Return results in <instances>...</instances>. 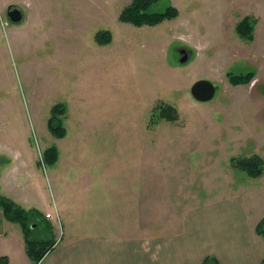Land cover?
<instances>
[{
    "label": "rangeland",
    "instance_id": "rangeland-1",
    "mask_svg": "<svg viewBox=\"0 0 264 264\" xmlns=\"http://www.w3.org/2000/svg\"><path fill=\"white\" fill-rule=\"evenodd\" d=\"M133 2L0 0V202L36 211L47 225L36 238L54 245L68 226L89 222L82 216L95 194L143 199L150 180L156 188L148 197L160 204L171 197L194 207L247 194L258 227L264 0H161L150 10L171 6L177 16L141 26L121 20ZM9 5L23 12L20 24L8 20ZM246 18L252 37L238 31ZM102 32L111 36L104 45L96 40ZM180 49L190 55L183 65ZM249 74L247 83L231 82ZM199 80L217 87L212 101L193 99ZM252 159L263 161L258 178L236 166ZM109 164L121 167L116 193L102 187ZM184 165L191 173L179 190L158 187L177 186Z\"/></svg>",
    "mask_w": 264,
    "mask_h": 264
},
{
    "label": "crops",
    "instance_id": "crops-1",
    "mask_svg": "<svg viewBox=\"0 0 264 264\" xmlns=\"http://www.w3.org/2000/svg\"><path fill=\"white\" fill-rule=\"evenodd\" d=\"M109 165L112 169L103 168L102 187L116 193L124 180L116 166ZM187 166L177 186L165 180L158 187L179 190L181 180L191 173ZM192 169L196 175L202 171ZM144 184L147 196L143 199L95 194L82 216L89 222H82V228L68 226L62 241L39 263L29 257L20 225L0 210V264H261L264 260V238L257 232V217L250 212L247 194L188 207L179 198L156 203L153 194L148 197L155 181Z\"/></svg>",
    "mask_w": 264,
    "mask_h": 264
},
{
    "label": "trees",
    "instance_id": "trees-1",
    "mask_svg": "<svg viewBox=\"0 0 264 264\" xmlns=\"http://www.w3.org/2000/svg\"><path fill=\"white\" fill-rule=\"evenodd\" d=\"M161 0H134L133 4L128 7L121 15V20L124 22L132 23L136 26H141L144 24L147 25H156L165 20L173 19L177 16V10L174 7L169 6L163 12H152L150 9L156 3H159ZM238 31L243 37H252L254 31V25H252L250 18L243 20L238 26ZM99 44H107L111 41V36L109 33H99L96 38ZM253 74L246 76H231V82L233 84H244L247 83ZM163 108V107H162ZM59 111V109H57ZM172 107H165L163 109L164 114H172ZM57 111V112H58ZM55 112V113H57ZM56 121V119H54ZM60 125V124H59ZM57 130V129H54ZM64 135V133L60 134ZM241 170L246 171L253 178H258L263 174V161L262 160H241L238 161L236 165ZM0 210H2L6 218L11 222L19 223L21 229L23 230L27 252L29 257L35 262L39 263L46 255L54 250L55 245L50 244V239L42 240L36 238V231L44 230L47 225L42 220V217L36 212L27 213L13 203H8L5 201L0 202ZM44 227V228H43ZM46 230V229H45ZM47 231H50L47 229ZM258 234L264 237V219L260 222L257 227ZM261 264H264V260Z\"/></svg>",
    "mask_w": 264,
    "mask_h": 264
},
{
    "label": "water",
    "instance_id": "water-1",
    "mask_svg": "<svg viewBox=\"0 0 264 264\" xmlns=\"http://www.w3.org/2000/svg\"><path fill=\"white\" fill-rule=\"evenodd\" d=\"M8 16L13 24H20L24 19L23 12L17 7L10 5L8 7ZM185 53V51H182ZM188 60V55H185L180 62L182 64L186 63ZM217 92V87L208 80H199L191 88V94L193 98L201 103L210 102L214 99Z\"/></svg>",
    "mask_w": 264,
    "mask_h": 264
},
{
    "label": "flooded vegetation",
    "instance_id": "flooded-vegetation-1",
    "mask_svg": "<svg viewBox=\"0 0 264 264\" xmlns=\"http://www.w3.org/2000/svg\"><path fill=\"white\" fill-rule=\"evenodd\" d=\"M6 15H7V18H8V20L10 21V19H9V16H8V9H7V13H6ZM11 22V21H10ZM12 23V22H11ZM181 50V57H182V55H184L183 53H182V51H187L186 49H180ZM188 52V51H187Z\"/></svg>",
    "mask_w": 264,
    "mask_h": 264
}]
</instances>
